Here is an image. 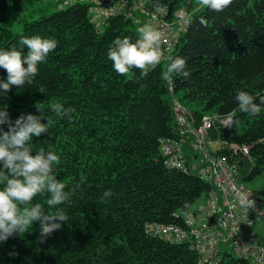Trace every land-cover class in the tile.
Returning <instances> with one entry per match:
<instances>
[{
  "label": "trees",
  "instance_id": "16d2710c",
  "mask_svg": "<svg viewBox=\"0 0 264 264\" xmlns=\"http://www.w3.org/2000/svg\"><path fill=\"white\" fill-rule=\"evenodd\" d=\"M165 1L171 11H192L191 23L172 57L141 79L135 69L117 75L107 50L116 37L135 39L144 17H112L97 27L86 3L60 8V0H0V50L19 49L22 36L59 42L32 85L0 96V108L7 106L14 121L21 114L38 115L35 105L40 106L51 125L49 134L33 138V152H55L61 159L57 179L68 188L81 185L71 203L60 206L69 216L61 231L41 243L34 223L24 235L0 243V264H200L190 243L174 244L146 231L151 224L184 226L179 214L196 210L213 189L195 172L165 163L160 141L180 137L176 100L197 125L213 117L214 153L240 161L243 183L264 176V0H234L223 12L197 7L196 0ZM17 24L22 32L14 30ZM175 57L186 59L187 75L162 79ZM6 76L0 69V78ZM240 91L257 98L259 114L239 111ZM56 102L74 109L71 120L50 110ZM234 109L240 122L225 127L217 117ZM232 145L248 146L250 156L234 155ZM184 152L190 167L196 155L188 145ZM106 190L110 198H103ZM47 198L38 195L33 203L45 204L51 214ZM260 203L264 208L262 196ZM218 264L256 263L227 249Z\"/></svg>",
  "mask_w": 264,
  "mask_h": 264
},
{
  "label": "clouds",
  "instance_id": "9594fccd",
  "mask_svg": "<svg viewBox=\"0 0 264 264\" xmlns=\"http://www.w3.org/2000/svg\"><path fill=\"white\" fill-rule=\"evenodd\" d=\"M234 0H196L197 7H204L214 12H223ZM179 19L191 23L188 13L178 12ZM200 23L206 24L201 18ZM163 33L149 23L137 29V36L116 37L107 50V58L117 75L126 76L131 70H138L140 78L159 66L164 58L161 48ZM54 38L39 35L20 37L19 49L13 46L0 50V69L6 73V79L0 78V96H6L13 87L20 89L31 86L36 78L39 65L43 64L49 54L58 47ZM26 49V52H25ZM187 62L183 57L172 58L167 70L161 74L167 80L170 74L187 75ZM235 100L240 112L249 116L260 113L261 105L257 98L247 91L236 94ZM37 113L21 114L14 121L10 118L7 106L0 108V243L14 236H22L33 229L39 222L38 239L45 242L54 232L61 231L67 224L69 216L61 205L70 204L72 196L81 188L74 183L68 188L57 179V167L61 164L59 155L51 150L40 148L33 152V138L49 134L51 121L41 115L43 109L35 105ZM58 116L72 119L74 109L65 107L62 102L50 106ZM235 109L223 114L225 127L232 128L239 124ZM42 120H47L43 123ZM7 125V130L3 127ZM47 194V209H54L51 214L45 204L33 203L38 195ZM111 190L104 192L103 198H110ZM241 206H252L254 201L247 194L239 197Z\"/></svg>",
  "mask_w": 264,
  "mask_h": 264
},
{
  "label": "built area",
  "instance_id": "2783aa9c",
  "mask_svg": "<svg viewBox=\"0 0 264 264\" xmlns=\"http://www.w3.org/2000/svg\"><path fill=\"white\" fill-rule=\"evenodd\" d=\"M60 1V8L77 3L88 4L90 19L97 27L112 17L135 20L144 17L146 23L163 33L161 48L165 55L161 63L172 57L179 35L189 26V23L179 19L178 12H187L189 20L193 15L186 8L171 11L165 0ZM169 89H173L172 82ZM174 110L180 137L160 141L165 163L184 172H195L209 182L213 189L196 210L179 214L183 216L184 226L151 224L146 228L147 233L174 244L190 243L200 256V264H218L227 249L256 264H264V243L257 241L255 230L257 222L264 219L260 195L241 181L240 161L232 162L214 153L209 134L214 125L212 116H204L201 124L197 125L190 110L180 101H175ZM186 145L196 155L190 167L184 152ZM230 148L234 155L239 154L241 158L250 156L248 146L232 145ZM242 194H247L254 204L241 206L239 197Z\"/></svg>",
  "mask_w": 264,
  "mask_h": 264
},
{
  "label": "rangeland",
  "instance_id": "374dc122",
  "mask_svg": "<svg viewBox=\"0 0 264 264\" xmlns=\"http://www.w3.org/2000/svg\"><path fill=\"white\" fill-rule=\"evenodd\" d=\"M14 30L16 32H22L23 31V24H17L14 27ZM217 146H218L217 143L212 142L213 148H216ZM246 185L251 187L256 193H258L260 195V197L262 196V198L264 199V176L257 178L253 182H248ZM203 201H204L203 198L200 199L199 204H201ZM255 230H256V234H257V241L264 243V219L257 222V224L255 226Z\"/></svg>",
  "mask_w": 264,
  "mask_h": 264
},
{
  "label": "crops",
  "instance_id": "0c3cea01",
  "mask_svg": "<svg viewBox=\"0 0 264 264\" xmlns=\"http://www.w3.org/2000/svg\"><path fill=\"white\" fill-rule=\"evenodd\" d=\"M217 147H218V146H217ZM217 147H216V148H217Z\"/></svg>",
  "mask_w": 264,
  "mask_h": 264
}]
</instances>
